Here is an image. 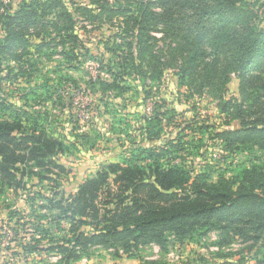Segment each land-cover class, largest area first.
I'll use <instances>...</instances> for the list:
<instances>
[{
  "label": "trees",
  "instance_id": "obj_1",
  "mask_svg": "<svg viewBox=\"0 0 264 264\" xmlns=\"http://www.w3.org/2000/svg\"><path fill=\"white\" fill-rule=\"evenodd\" d=\"M92 1L99 12L78 0H31L14 14H1L5 34L1 55L23 74L34 67L26 60L33 46L37 51L63 46L64 61H74L80 57L79 50L87 49L76 14L95 26L103 24L105 15L110 21L122 19L125 22L115 34V57L104 65L113 84L132 77L150 81L161 78L165 70H178L182 85L214 97L220 114L226 117L220 128L196 125L192 133L204 138L214 130L212 139L226 151L253 153L255 157L250 167L219 181L205 174L194 175L186 163H173L169 157L195 142H184V132L191 127L187 125L176 139L164 140L161 146L150 144L161 137L164 127L162 119L157 120L165 114L159 110H167L162 100L154 116L143 119L141 133L146 146L138 149L137 156L108 164L67 195L59 190L58 177L69 171L56 161L66 150L65 137L51 131L46 120L42 124L34 114L0 96V199H9L10 192L18 197L19 191H26V178L51 183L53 190L47 198L41 192L26 196L31 215L12 212L8 226L18 217L9 236V246L13 244L17 250L13 256H19L22 264L43 263L47 255L60 258V264H78L94 249H103L114 251L117 258L136 259L145 247L157 246L167 255L171 245L212 232L218 234L220 245L229 246L240 239L250 244V250L260 245L258 252L262 253L264 1L157 0L155 4L140 0L134 10L108 0ZM155 33H163L168 46L160 48ZM126 37L132 39L128 45L120 42ZM35 39L40 44H34ZM233 76L239 81V98L227 99ZM18 77L9 69L7 76L0 77V84ZM63 87L56 90L62 99L66 93ZM39 197L45 202L36 204Z\"/></svg>",
  "mask_w": 264,
  "mask_h": 264
},
{
  "label": "rangeland",
  "instance_id": "obj_2",
  "mask_svg": "<svg viewBox=\"0 0 264 264\" xmlns=\"http://www.w3.org/2000/svg\"><path fill=\"white\" fill-rule=\"evenodd\" d=\"M30 1L0 0V16L14 14ZM78 1L96 13L99 12L97 6L92 4L94 1ZM108 1L133 10L140 2ZM145 1L155 4L157 2ZM70 8L72 10L71 6ZM75 17L82 42L87 47L85 51H89L87 54L79 50L80 57L77 60L64 61L63 46H51L43 51H37L36 46H33L29 48L26 60L31 61L30 65L34 67L29 73L23 74L19 72V66L0 52V62L3 66L0 69V77L7 76L9 69H14V73L19 74V77L10 83L0 84V96L15 103L17 108L31 112L42 124H45L46 120V126L51 131L65 137L66 150L56 161L63 165L69 174L58 177L60 191L66 192L67 195L73 194L84 180L93 178L108 164L135 158L138 149L146 146L141 133L143 119L145 116L153 117L157 111V103L160 104L162 100H165L167 110L160 109L159 111L165 114L157 120L162 119L164 127L161 137L150 144L161 146L164 140L176 139L177 134L187 125L191 127L189 131L184 132V142H195V146L191 145L189 149L169 157L173 163H186L194 175L205 174L213 181L231 179L240 168L252 165L255 154L226 151L218 141L212 139L214 130H209L204 138L201 134L192 133V128L196 125L220 128L224 125L226 117L220 114L218 101L214 97L207 93L199 95L182 85L178 70H165L161 78L152 77L150 81L143 82L140 78L132 77L125 82L113 84V78L104 65L115 57L113 51L118 47L115 46L118 40L115 34L119 33L118 28L124 20L110 21L105 15L101 21L103 24L95 26L87 21L84 15L76 14ZM154 35L159 40L160 48L170 43L162 39L163 33ZM4 38L0 23V44ZM121 41L122 44L128 45L132 39L126 37L125 41L120 39ZM106 42L110 45L108 49ZM33 43L40 44V41L35 39ZM60 80H68L71 84L65 85ZM61 87L63 92H66L63 99L60 93L56 92ZM238 89L239 81L233 76L226 98H239ZM53 91L57 93L54 96ZM37 115H41L43 119ZM77 127L78 130L73 132V128ZM157 131L155 128L154 132ZM84 134L85 137H81ZM199 139L203 140L198 142ZM199 145H202L200 149L195 148ZM164 161L166 163V159ZM25 183L28 187L26 191H19L18 197L10 192L9 199H0V264H22L18 261L19 256H13L14 252H17L14 245L9 246V236L13 235L12 228L18 219L17 216L13 217L14 221L8 226L12 212L22 211L31 215L25 200L30 194L41 192L46 198L52 196L51 183L40 184L35 177L26 178ZM44 202L39 197L36 204ZM258 250H261L260 245L250 250V244L240 239L229 246L220 245L218 234L212 232L194 241L171 245L167 255L154 245L143 248L138 252L136 259L117 258L114 251L94 249L88 258L78 264H264V249L262 253ZM59 260L55 255H47L44 262L38 264H60Z\"/></svg>",
  "mask_w": 264,
  "mask_h": 264
}]
</instances>
